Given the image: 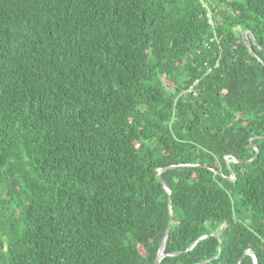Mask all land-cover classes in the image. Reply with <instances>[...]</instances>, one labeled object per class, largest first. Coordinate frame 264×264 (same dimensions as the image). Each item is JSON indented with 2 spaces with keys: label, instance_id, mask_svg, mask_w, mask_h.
<instances>
[{
  "label": "trees",
  "instance_id": "obj_1",
  "mask_svg": "<svg viewBox=\"0 0 264 264\" xmlns=\"http://www.w3.org/2000/svg\"><path fill=\"white\" fill-rule=\"evenodd\" d=\"M167 227L159 264H264V0H0V264H153Z\"/></svg>",
  "mask_w": 264,
  "mask_h": 264
},
{
  "label": "water",
  "instance_id": "obj_2",
  "mask_svg": "<svg viewBox=\"0 0 264 264\" xmlns=\"http://www.w3.org/2000/svg\"><path fill=\"white\" fill-rule=\"evenodd\" d=\"M252 39H253V37H252V35H251V32L248 31V30L244 31V33H243V40H244L245 45H246L249 49L251 48V40H252ZM251 53L253 54V51H252V50H251ZM251 141H252V139H251ZM253 147H254V149H257L255 145H254ZM256 156H257V153H256L252 158H250L249 160H245V162H249V161H251V160H252L253 158H255ZM242 161H244V160H241V159H237V158L231 157V158L227 159V162H226V163H227V165H229L230 162H242ZM189 165H190V164H189ZM189 165H187V166H189ZM206 166H207V165L205 164V167H206ZM172 167H175V165L167 166V167H162V168H157V175L159 176L160 182H161V184L163 185V187H164V189L166 190V192H168V194H169V196H168V209H169V214H170V216H171V205H170V194H171V190H170L169 187L166 185L165 181L160 177V174H161L164 170L169 169V168H172ZM212 170L215 171V172L217 173L216 170H214V169H212ZM230 174H231V175H230L229 177H227V178L231 180V179L233 178V173L230 172ZM168 230H169V227L166 228L165 234H164L163 239H162V241H161V243H160V246H159V248H158V251H157V254H156V258H155L153 264H159L160 260L166 255V254L164 253V246H165V242H166V239H167V233H168ZM205 237H206V236H201V237L197 238L195 241H193V242L187 247L186 250H190V249L194 246V244H195L197 241H199V240H201V239H203V238H205ZM219 246H220V244H219ZM219 252H220V249H219L218 253H219ZM174 254H177V253H174ZM245 254H248V255H250V256L252 257L253 264H257L256 256H255V254H254L251 250H246V251L244 252V254L240 257V259H239V261H238V264H240V262H241V260H242V258H243V256H244ZM217 255H218V254H217ZM217 255H216L214 258H216ZM211 259H212V258H211ZM211 259H206V260H204V261H202V262H199V263H196V264H204V263L209 262Z\"/></svg>",
  "mask_w": 264,
  "mask_h": 264
},
{
  "label": "rangeland",
  "instance_id": "obj_3",
  "mask_svg": "<svg viewBox=\"0 0 264 264\" xmlns=\"http://www.w3.org/2000/svg\"><path fill=\"white\" fill-rule=\"evenodd\" d=\"M245 31H246V30H245ZM243 33H244V31L242 32V36H243ZM203 166H205V164H204Z\"/></svg>",
  "mask_w": 264,
  "mask_h": 264
}]
</instances>
